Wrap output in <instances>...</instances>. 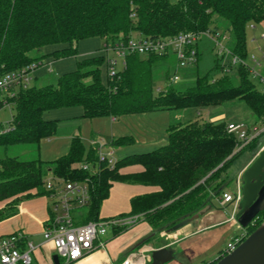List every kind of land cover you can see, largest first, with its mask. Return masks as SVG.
Segmentation results:
<instances>
[{
	"label": "trees",
	"instance_id": "16d2710c",
	"mask_svg": "<svg viewBox=\"0 0 264 264\" xmlns=\"http://www.w3.org/2000/svg\"><path fill=\"white\" fill-rule=\"evenodd\" d=\"M221 21L227 24L224 32L219 30ZM263 21L264 0H0V71H16L31 64L40 67L48 56L54 60L74 56L76 45L91 37L113 43L126 41L133 34L165 38L204 31L225 36L230 53L246 61L245 29ZM208 43L202 41L196 47L197 63L185 71L183 81L160 93L155 92L156 83L168 81V71L161 68L174 62L171 57L127 56L124 70L106 86L101 83L103 58H88L54 83L20 90L11 99L15 111L12 130L1 133L0 125V153L13 146L33 145L38 158L0 157V204L4 203L0 222L15 215L21 200L47 196L43 180L49 172L64 181L88 184V205L71 212L75 225L99 220L100 207L113 184L154 189L132 198L130 211L120 215L137 216L146 223L153 233L149 240L211 207L233 180L230 173L242 151L249 148L255 155L264 145L257 142L264 132L234 153L237 141L227 132L225 122H181L174 117L184 110L243 103L261 121L264 94L256 90L246 67L229 66L230 73L225 74L223 57ZM55 45L64 48L50 55L43 53V48ZM212 53L211 64L203 67ZM74 107L82 109L86 120L167 111L171 117L167 143L119 159L111 170L99 165L94 173L79 166H98L95 147L85 152L77 136L65 155L54 161L41 160V141L58 134V122L44 120V113ZM131 144V138L120 137L112 139L108 148ZM132 166L140 171L123 173ZM262 222L264 209L243 231L244 239ZM111 231L117 236L125 227H112ZM220 253L206 264L220 259Z\"/></svg>",
	"mask_w": 264,
	"mask_h": 264
},
{
	"label": "built area",
	"instance_id": "2783aa9c",
	"mask_svg": "<svg viewBox=\"0 0 264 264\" xmlns=\"http://www.w3.org/2000/svg\"><path fill=\"white\" fill-rule=\"evenodd\" d=\"M264 36H262L263 38ZM227 38L209 31L198 33H178L173 37L150 38L138 34L131 35L126 41H115L104 43L101 52L103 65L108 80L112 81L125 68V58L130 55L141 57L158 56L173 58L174 68L169 76L167 85L163 88L156 87L155 92L160 93L168 85H178L182 76L188 69L195 67L197 63L196 47L202 41L210 42L214 46V53L218 57H223L224 73L229 74L230 67L242 65L247 68L251 77H257L262 84L261 93L264 94V78L255 72V67L259 66V61L253 56L250 58L254 64L250 67L246 61L239 60L233 56L226 47ZM264 48V47H263ZM261 49L264 60V49ZM39 65L31 64L27 67L3 73L0 71V110L11 106L13 99L20 90H25L31 86L35 79V72ZM261 129L256 127L249 128L242 122L227 124L226 129L232 134L237 145L235 152L248 145L255 137L264 132V119L261 120ZM12 130L11 125L3 128L1 133ZM103 144L95 146L98 166H89L81 164L82 170L94 173L99 165H104L111 170L115 167L117 159L111 148L103 150ZM43 186L47 192L49 201V217L42 231V245H50L52 252L57 256L59 264H70L83 256L102 248L104 242L99 239L107 234V229L112 227L133 226L138 221L137 216H128L125 218L110 219L107 221L98 220L88 222L82 225L73 224L71 212L81 209L88 205L89 193L86 181H64L55 177L50 172L43 180ZM221 206L229 205L237 208V202L240 199V193L231 194L223 192L218 198ZM230 219H234V213ZM235 220V219H234ZM244 234L235 236L229 240L225 247L221 249L220 257L231 253L242 241ZM39 246L33 245L27 241L21 232H14L0 238V264H32L33 254ZM149 261V255L141 250L128 254L121 264H146Z\"/></svg>",
	"mask_w": 264,
	"mask_h": 264
},
{
	"label": "crops",
	"instance_id": "0c3cea01",
	"mask_svg": "<svg viewBox=\"0 0 264 264\" xmlns=\"http://www.w3.org/2000/svg\"><path fill=\"white\" fill-rule=\"evenodd\" d=\"M257 26L260 27L259 35L260 38H262V36H264V21ZM262 40L264 42V37ZM53 63L54 59L53 62H49L47 57L44 60V64L40 66L36 72L39 70H44L46 73L50 72L46 67L51 66ZM37 74L35 76H39V74ZM44 74L45 73H43V75ZM60 111L81 112L80 109L75 108L60 109ZM213 113L211 117L212 121H215L216 118L214 116L221 112L217 110ZM55 121L58 122V134L43 140L44 143L41 141L39 146V157L41 160L54 161L65 155L68 151L71 139L75 136L79 137L85 152L90 147H95L97 144H105L108 148L112 139L120 137L131 138V145L113 149L114 152L116 151L119 155L121 154V156L117 158V160H119L132 155L145 154L165 146L167 143V129L170 123V113L167 111H158L125 115L117 119L100 118L94 120L83 119L82 114H77ZM129 121L139 128L135 130H131L129 127L126 128L124 124L127 125L126 123ZM108 133L109 141L106 143L102 135H107ZM253 158L254 156L251 157V161L240 169L237 174L233 175V178L236 179L252 162ZM122 171L123 173H135L140 171V168L132 166ZM153 191L154 189L152 188L139 185L113 184L109 191L108 198L100 207L99 220L106 221L127 214L130 211V200L132 198ZM0 206L3 207L4 203H1ZM236 212L237 208L229 205L221 206L216 198L213 200L211 207H206L188 224L175 231H163L158 238L152 240H149L153 236L151 229L139 218L135 225L119 235L113 236L111 234L112 236L105 240L104 238H100L99 240L104 242L102 248H98L70 264H121L123 259L128 254L132 253V251L141 250L145 255H149L150 250L162 247L172 250L173 258L167 264H177L178 261L184 264L210 263L212 261H208L206 256L202 258V253L207 251L209 239L205 235L206 230L222 224H230V226H232L236 221L230 219V217L232 213L235 215ZM224 213H229V217L227 218ZM48 217L49 201L46 196L21 200L17 206L15 215L0 222V238L14 232H21L27 241L31 242L33 245L39 246L38 250L33 254L32 263L36 264L40 261L42 264H53L52 256L54 254L51 246H41L42 240L40 242L29 240L42 238V231ZM236 228L239 229V226L236 225ZM162 233L164 235H162ZM199 235H203L204 237L196 238V236ZM161 240L163 243L157 247L156 243ZM108 246L110 251L107 249ZM197 248L198 251L196 252ZM220 250H216L217 253ZM216 258L217 256L215 259ZM147 263L150 264V262ZM60 264H62V262Z\"/></svg>",
	"mask_w": 264,
	"mask_h": 264
},
{
	"label": "rangeland",
	"instance_id": "374dc122",
	"mask_svg": "<svg viewBox=\"0 0 264 264\" xmlns=\"http://www.w3.org/2000/svg\"><path fill=\"white\" fill-rule=\"evenodd\" d=\"M227 27V24L223 21H221V25L219 27V30L221 32H224L225 28ZM260 27L257 26L256 24H249L246 29H245V41H246V50H247V59L246 62L247 64L252 67L254 64L251 62V57L253 56L259 61V66H256L255 72H257L260 76L264 78V60L261 59L262 57V52L261 49L264 47V42L262 38H260V33L259 29ZM208 43V42H207ZM104 42L102 41L101 38L99 37H91L87 39L81 40L77 44V51L76 55L67 57V58H60L58 60H54V63L51 66L46 67L50 72L46 73L44 70H39L36 72L38 73L39 76H35L36 79L31 83V85H36V86H45L51 83L55 82V79L58 77H62L65 74L73 72L76 67L77 63L84 61L85 59L88 58H93V57H101L102 52L101 48L103 46ZM208 47H210L211 50H214V46L209 42ZM64 48V45H55V46H49L43 48V53L44 54H52L53 52L56 51H61ZM264 49V48H263ZM214 54H209L207 61L204 62L205 68H207L210 64L212 59L214 58ZM205 57V56H204ZM49 62H53V57L48 56ZM206 59V58H205ZM173 62V60H172ZM42 66V65H40ZM174 68V62L170 63L166 67H162L161 71L165 72L166 70L168 71L169 75L172 74V70ZM43 73H45L43 75ZM35 74V75H36ZM37 74V75H38ZM251 81L255 84L256 90L261 93L262 90V84L258 81L257 77H250ZM183 80H181L182 82ZM108 82V78L106 75V71L104 66L101 67V83L106 86ZM180 82V83H181ZM167 84L163 82L156 83V87L160 86L161 88L165 87ZM75 109H80L81 112L76 111L74 112H64L60 110H51L49 112L44 113L43 119L46 121H55L58 119L62 118H68L75 116L77 114H82V109L80 107H74ZM219 111L221 113H218L216 116H214L216 119L215 121H212V115L214 114L213 112ZM15 114L14 111V106L11 105L9 107H6L2 110H0V125L3 128H7L10 126L11 120L13 115ZM175 116V115H174ZM171 118V117H170ZM174 118L176 120H180L181 122H186V121H194L198 119L199 122L203 121H211V122H225L226 124L230 123H237V122H242L249 128H252L253 126L256 127L257 129H261L262 123L261 121L257 120L256 117L252 114V112L248 109V107L243 104H234L231 106H228L226 108H221V107H207V108H202V109H191V110H184L182 112H179ZM133 119V118H130ZM228 122V123H227ZM127 125L124 124V126L127 128L129 127L131 130L138 129L134 123L128 122L126 123ZM142 127V126H140ZM109 133L107 135H102L103 140H106V143L109 141ZM258 144H261L264 142V133L259 137L258 139ZM44 143V141H43ZM105 145V144H104ZM247 146V145H246ZM103 150L106 151L107 147L106 145L103 147ZM253 152L247 148L244 149L241 153V155L238 157L236 162L233 165V169L230 173V177L233 179L230 183H228L227 188H225L226 193H231V194H238L240 193V174L238 177L235 179L233 178L234 174H237L240 169H242L249 161H251V157L254 156L252 154ZM3 156H10V157H17L19 160L27 161V160H32L37 157V152H36V147L33 145L29 146H13L7 148L3 153H0V157ZM115 158H119L121 154L119 155L116 151L114 152ZM34 193V192H33ZM2 206H0L1 208ZM226 214V213H224ZM227 218L229 217V213L226 214ZM127 217V216H125ZM125 217H117L115 219H120V218H125ZM107 221V220H106ZM254 224V221L251 223V226ZM237 223L232 224H222L217 227L210 228L206 230L205 235L208 239V244H207V251L202 253V258L206 256L208 261H213L215 257L217 256V251L223 249L226 245V243L234 238L237 235H240L243 233L244 230H242L240 227L239 229L236 228ZM132 226H126L125 230L128 228H131ZM121 228V227H119ZM114 236V232L111 233L110 228L107 229V234L103 237L104 240L110 238L112 235ZM162 235H164L162 233ZM156 236L155 238H158ZM199 237H204L202 236H196V238ZM153 238V239H155ZM30 241L33 242H40L42 238H37V239H29ZM163 243V241H158L156 243V246H160V244ZM108 251L109 246H108ZM198 251V248L196 249V252ZM135 252V251H132ZM111 255V253L109 252ZM177 257V256H176ZM38 264H42L40 261L37 262ZM36 263V264H37ZM35 264V263H32ZM149 264V263H147ZM177 264H184L183 262L178 261ZM206 264V263H205Z\"/></svg>",
	"mask_w": 264,
	"mask_h": 264
},
{
	"label": "water",
	"instance_id": "95a60500",
	"mask_svg": "<svg viewBox=\"0 0 264 264\" xmlns=\"http://www.w3.org/2000/svg\"><path fill=\"white\" fill-rule=\"evenodd\" d=\"M240 181V199L237 202L234 219L238 226L244 230L264 209V145L254 155L252 162L241 172ZM199 213L175 224L166 232L183 227ZM172 258V250L166 247L149 251L150 264H167ZM52 261L53 264H59L56 255L52 256ZM213 264H264V222L231 253L216 260Z\"/></svg>",
	"mask_w": 264,
	"mask_h": 264
}]
</instances>
